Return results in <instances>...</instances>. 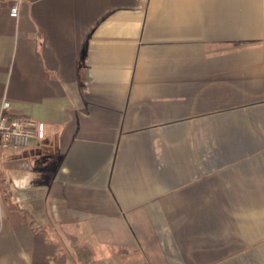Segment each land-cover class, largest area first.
Returning <instances> with one entry per match:
<instances>
[{"label": "crops", "instance_id": "obj_1", "mask_svg": "<svg viewBox=\"0 0 264 264\" xmlns=\"http://www.w3.org/2000/svg\"><path fill=\"white\" fill-rule=\"evenodd\" d=\"M10 4L0 264H264V0Z\"/></svg>", "mask_w": 264, "mask_h": 264}, {"label": "built area", "instance_id": "obj_2", "mask_svg": "<svg viewBox=\"0 0 264 264\" xmlns=\"http://www.w3.org/2000/svg\"><path fill=\"white\" fill-rule=\"evenodd\" d=\"M21 0H11L9 14L18 15ZM45 137L43 121L28 116H21L11 111V103L4 98L0 106V147L20 150L28 146L31 139Z\"/></svg>", "mask_w": 264, "mask_h": 264}, {"label": "rangeland", "instance_id": "obj_3", "mask_svg": "<svg viewBox=\"0 0 264 264\" xmlns=\"http://www.w3.org/2000/svg\"><path fill=\"white\" fill-rule=\"evenodd\" d=\"M73 244H74V251L78 254L79 257H82L86 260L91 259L89 256V250H87V248L85 246H81L80 243H78L76 240H73ZM77 256V257H78Z\"/></svg>", "mask_w": 264, "mask_h": 264}]
</instances>
